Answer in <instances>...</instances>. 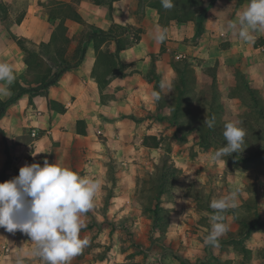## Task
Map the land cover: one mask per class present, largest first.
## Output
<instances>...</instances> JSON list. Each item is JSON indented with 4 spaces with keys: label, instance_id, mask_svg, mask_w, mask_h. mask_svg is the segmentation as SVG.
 Returning <instances> with one entry per match:
<instances>
[{
    "label": "crops",
    "instance_id": "crops-1",
    "mask_svg": "<svg viewBox=\"0 0 264 264\" xmlns=\"http://www.w3.org/2000/svg\"><path fill=\"white\" fill-rule=\"evenodd\" d=\"M0 1L6 6L5 12L0 13V42L8 40L0 45V60H7L16 70L10 94L0 97L3 101L9 100L19 89L36 85L27 81L31 74L25 53L12 36L37 45L50 43L47 48L41 47L48 52L42 56L52 70L57 71L55 58L59 56L52 35L61 22V14L55 10V5L70 3L82 18L68 17L63 22L70 41L61 57L73 64V68L66 70L46 89L22 93L5 112L0 111V182L18 176L25 164H42L47 157L50 162L57 161L82 175L87 173L99 179L101 188L94 205L107 197V188L112 182L111 205L120 217L124 213V201L137 184V175L153 168L148 150H160L162 139L175 132L173 111L168 110L170 106L165 101L159 110V101L152 95L155 82L146 78L149 74L154 72L160 77V83L166 79L172 86L179 76L174 65L179 53L196 63L193 67L200 85L205 80L204 69L215 66L218 91L226 100L227 112L233 115L239 113L243 102L239 76L245 78L247 91L264 93V34H256L254 42L246 44L238 36L222 31V25L235 18L248 0H214L205 10L211 14L202 16L199 9L191 19L181 22L170 18L168 10L162 17L163 23L158 8L150 5L151 1L157 0H115L111 3L109 0L102 3L94 0H28L23 6L15 5L14 0ZM112 25L131 26L123 35L126 40L132 39L130 32L141 29L140 41L127 45L114 56L115 39H108L98 48L88 39L94 28L108 30ZM156 25L168 29L167 40L160 44L151 38ZM79 46L85 48V52L76 63L81 56ZM120 64L124 65L121 71L118 70ZM170 89H162L165 96ZM33 132H36L35 136ZM147 136L157 137L159 147H145L143 140ZM190 136L199 139L196 133ZM202 148L198 143L194 150L198 152L197 157H190L183 151L173 153L176 165L182 172L184 170L180 180L194 175L195 167L207 153ZM35 152L40 153L33 155ZM211 154L207 153L209 157ZM179 159H187L183 162L186 166L180 164ZM216 163V171L224 174L225 160ZM113 165H116L115 170ZM112 172L115 179L111 181ZM233 182L231 190L243 186ZM258 183L264 186V175ZM244 197L238 195V207L244 203ZM184 201H188L186 197ZM258 207L259 223L250 235L237 239L231 234L242 226L236 208L230 209L226 213L229 229L215 246L204 243L211 227L209 216L212 212H206L209 224L197 222V228L178 216L166 232L164 248H156L157 255L164 256L166 264H181L173 256L175 251L191 264H204L218 253L221 264H264V197L259 200ZM93 212L91 209L89 214ZM97 214L104 216V212ZM195 216L203 217V214L198 212ZM193 229L198 233L191 231ZM34 247L27 234L0 228V264H16L17 254L21 252L27 253L25 264H45L33 254ZM243 248L247 250L245 260ZM89 250L86 246L85 253L79 259L75 256L70 264H113L106 256L90 257ZM158 260L160 258L153 260V264H158Z\"/></svg>",
    "mask_w": 264,
    "mask_h": 264
},
{
    "label": "rangeland",
    "instance_id": "rangeland-1",
    "mask_svg": "<svg viewBox=\"0 0 264 264\" xmlns=\"http://www.w3.org/2000/svg\"><path fill=\"white\" fill-rule=\"evenodd\" d=\"M28 0H14V4L23 6ZM13 6V4H10ZM181 6L180 4L177 5ZM171 12V11H169ZM211 14L210 11L205 12ZM204 13V14H205ZM7 39L1 40L2 43H7ZM179 60V59H177ZM176 60V61H177ZM190 62L191 68L185 70L186 74L190 78V84L185 91L184 104L182 109L188 106L190 109L185 114L179 113L177 122H181L182 126H178L173 122L175 132L172 135L162 139V145L160 150H148V157L152 161V167L147 169L142 174L137 175V184L131 190L128 200L124 201L123 215L113 212L116 210L111 205V199L113 197L114 185L107 188V197L100 203L94 205L93 214L86 213L83 216L85 227L81 230L80 236L82 238H88L89 253L90 257L106 256L109 261H113V264H153V260L160 258L158 264L164 263V256H158L156 248H164L166 244V232L169 226L173 224V221L180 219L193 224V227L197 228V222L200 224L207 223L206 212L210 211L213 213V209L210 207L212 199L225 194L224 191L229 192L231 190V183L241 187L242 197L244 202L250 203L249 207H238L237 210L240 217L253 218L254 211L259 210L258 202L264 197V191L261 188L264 186L259 184L258 181L264 175V93L255 92L254 96L251 92L246 90V80L243 76H239L238 82L241 88V96L243 98L242 105L240 106L239 113L233 115L227 112L225 106V99L223 94L218 91V84H215L216 95L212 94V88L209 86L204 87L203 90L199 89L204 85V82L200 85L199 83H191V76L193 77L196 69L195 62L189 61L188 58L182 59ZM175 61V62H176ZM201 65V63H199ZM179 77V76H178ZM177 77L176 81H179ZM199 82V81H198ZM259 84V83H257ZM177 89L172 84L169 92L166 93V102L172 111L176 107ZM256 95V96H255ZM201 97V98H200ZM200 98V99H199ZM255 98H258L256 101ZM199 99V100H198ZM203 99V101L201 100ZM206 100V103H205ZM211 104L213 106L211 107ZM201 106L200 113L203 116V120L197 119L194 121V114L196 107ZM211 110V114H209ZM231 111V109H229ZM163 114V113H161ZM206 116L215 117V132L209 134V128L204 125ZM176 121V118H174ZM228 120H240L242 121V127L246 130L244 143L241 151L232 153L228 157L222 158L225 160L226 172L219 174L217 170L216 161H211L207 153H214L218 148L224 146L226 141L223 137L224 123ZM194 125L201 126L203 134L207 139L208 136H215L217 141H210L211 143L205 148H202L203 152H207L203 159L199 161V165L195 167L193 176H186L184 180H180L182 169L176 165L175 159L172 157L174 152H187L190 157H197L198 152L194 151L197 148V144H200L201 135L196 130L190 129ZM192 131V132H191ZM198 134L199 139L191 134ZM215 133V134H214ZM237 155V157H236ZM169 158L166 160L165 157ZM180 164L186 166L183 162L187 159H179ZM210 161V162H209ZM167 162L168 165H173L181 170L178 177V185L171 195H165L163 197L162 205L167 208V211L163 214L164 218V230L160 229L153 230V221L150 220V212L145 210L143 204H155V200H152L157 191L151 182V176L149 171L162 168V165ZM208 162V163H207ZM116 165H113V170L116 169ZM157 172L155 173V175ZM110 179H115V174L112 172ZM184 197L188 201H184ZM246 199V200H245ZM144 202V203H143ZM109 213L107 214V212ZM97 212H104V216L97 214ZM200 212L203 217L195 216L196 213ZM121 213V212H120ZM211 213V214H212ZM162 229V230H161ZM240 230V229H239ZM198 233L197 230H191ZM246 232V228L242 230ZM205 234V233H204ZM201 236V235H199ZM159 246V247H158ZM92 249V250H91ZM168 249L174 251L171 247ZM83 251L77 255L78 259ZM176 252V251H175ZM178 253V252H176ZM179 254V253H178ZM245 252H243V259L246 258ZM260 254V253H258ZM174 256V254H173ZM219 253L217 256H211L208 261L204 264H221ZM175 258V256H174ZM176 259V258H175ZM216 260V262L214 261ZM178 261V259H176ZM213 260V261H212ZM245 260V259H244ZM244 263V261H241ZM109 264V263H108Z\"/></svg>",
    "mask_w": 264,
    "mask_h": 264
},
{
    "label": "clouds",
    "instance_id": "clouds-1",
    "mask_svg": "<svg viewBox=\"0 0 264 264\" xmlns=\"http://www.w3.org/2000/svg\"><path fill=\"white\" fill-rule=\"evenodd\" d=\"M165 9H172L174 0H161ZM222 31L239 37L240 41L253 43L256 34H264V0H248L246 7L236 13L235 18L222 25ZM168 29L156 25L151 38L158 44L167 40ZM15 67L7 60H0V97L10 94V86L16 79ZM162 79L160 88H170ZM153 97L160 98L159 92ZM215 117H207L204 125L212 128ZM223 137L226 144L211 154V161H218L232 153L241 151L246 135L240 120L224 123ZM40 152H35L36 155ZM101 188L99 179L90 174L50 162L25 164L18 176L0 182V228L9 232L17 230L27 234L35 247L34 255L45 264H70L89 245L88 238L80 236L85 227L83 216L94 207V200ZM240 188L212 199L213 213L209 216L210 230L204 243L215 246L229 225L226 213L238 207ZM27 253H18L16 264H25Z\"/></svg>",
    "mask_w": 264,
    "mask_h": 264
},
{
    "label": "trees",
    "instance_id": "trees-1",
    "mask_svg": "<svg viewBox=\"0 0 264 264\" xmlns=\"http://www.w3.org/2000/svg\"><path fill=\"white\" fill-rule=\"evenodd\" d=\"M96 3H102L105 0H94ZM115 0H109V2H113ZM214 2V0H174V7L172 9H165L163 8L161 4V0L157 1H151L150 5L153 7H157L159 14L161 15V23L162 17H164V13L166 11H171L170 12V18L176 19L177 21H186L191 19L193 17L194 13L198 11L199 9L202 10L200 14L203 16L205 13L206 8L211 5ZM181 5L178 6L177 5ZM55 5V3H54ZM194 7V9H192ZM203 7V8H202ZM55 10L61 14V22L59 26L53 31L52 35V42L54 43V49L56 50L57 55L59 58H55V61L57 62L56 65L58 66L57 71H53L51 65L47 63V61L44 59L42 56L44 54H48L47 51H44L41 47L47 48V46H50L49 44H41L37 45L32 41H29L25 38L17 37L16 35H13V39L16 41V43L21 47V49L25 53V61L28 65L29 73L31 74V77L27 78L28 83L31 85L35 83V86H28L26 88H22L17 90L14 95L7 101H3L0 99V111L1 113L5 112L7 107H9L11 104H13L19 95L25 92L33 91V92H38L41 89H46L50 85L54 84L60 77L61 75L66 71L71 68H73V64H70L68 62H65V60L61 57L64 55L68 45H69V39L65 35V26L63 25L64 19L68 17H72L77 20H81V16L77 13V11L74 9V7L70 3H61L58 4L57 6L55 5ZM6 10L5 4L0 1V13H4ZM200 10V11H201ZM163 15V16H162ZM169 19V18H168ZM131 26H117V25H112L110 29L104 30L101 28H94L88 35L89 40H93L95 42V46L98 48L100 47L105 41H107L110 38L115 39L116 42V51L114 56H117L118 53L124 49L127 45H132L136 44L140 41L141 38V29L134 30L131 33L132 39H125L123 38V35L128 31V28ZM79 49L81 51V56L78 60H76V63H79L83 57V54L85 52V48H82V46H79ZM61 57V58H60ZM75 63V64H76ZM113 65H115V61L112 59ZM175 68L179 73V81H176L177 79L174 80L173 84L177 89V94L175 95L176 98V107L173 110V116L176 118V121L174 120V123H176L179 127L182 126L181 122H177V118L179 116V113L185 114L184 112H187L190 108L186 106L184 109H182V105L184 104V98H185V91L188 88V85L190 84V78L186 74L185 70L187 68H191L192 65L190 62L184 61L182 59H179L175 62ZM124 65L120 64L118 70H122V67ZM194 76H191V83L195 84L198 83V79L196 77V74H193ZM204 75H205V80H204V85L199 89L203 90L204 87L209 86L212 88V94L216 95L215 92V84L217 82L216 79V67H207L204 69ZM148 81H154L155 82V92L160 93V98L158 99L159 101V110L160 107H164L163 101L166 102V96L163 92V90L160 88V77L152 72L149 74L147 77ZM14 88V87H13ZM16 90V89H15ZM251 92V91H250ZM251 94L254 96V93L251 92ZM256 96V95H255ZM201 98V97H200ZM199 98V99H200ZM198 99V100H199ZM256 101H258V98H255ZM203 101V99H201ZM52 100H49V103L52 104ZM161 102V103H160ZM204 102V101H203ZM206 103V100H205ZM168 104V103H167ZM213 104H211V107ZM214 107V106H213ZM200 108L201 106L196 107V112L194 114V121L197 119L203 120V116L200 113ZM213 112V111H212ZM211 110H209V114L212 113ZM212 116H210L211 118ZM82 123V121H79V124ZM190 129L196 130L197 132L200 133L201 135V141L200 145L205 148L207 145H209L211 142L210 141H217L216 137L213 136H208L207 139L205 137V134H203V130L201 126L199 125H194ZM209 134L211 132H215L214 126L212 128H209ZM215 134V133H214ZM160 140L155 137V136H147L143 140V145L145 147H150V148H157L159 147ZM237 157V155H236ZM169 157L166 156L165 159L167 160ZM157 174L155 175V173ZM181 170L173 165H168L167 162H165L162 165V168H156V170L149 171V176H151V182L153 183V186L156 188V192L154 196H152V200H155V204L152 205L150 204H143L145 210L149 211V218L153 221V230L154 229H162L164 230L165 225H164V218L163 214L167 211V208L162 205L163 202V197L165 195H171L175 188L178 185V177L180 175ZM144 203V202H143ZM250 203L245 201L242 204L243 207H249ZM239 208L235 209V212H237ZM260 214L259 210L254 211V217L253 218H245V217H240L237 218L238 221L241 223V228L240 230H237L235 233H232L231 235L233 236L234 239H237V237H246L251 234L252 230L256 227V225L259 223L258 220L260 219ZM246 228V232H242V230ZM161 229V230H162ZM231 236V238H232ZM220 241V239H219ZM244 252H247L245 248H243ZM174 256L176 259L181 264H191L189 260L181 256L180 254L173 252Z\"/></svg>",
    "mask_w": 264,
    "mask_h": 264
},
{
    "label": "built area",
    "instance_id": "built-area-1",
    "mask_svg": "<svg viewBox=\"0 0 264 264\" xmlns=\"http://www.w3.org/2000/svg\"><path fill=\"white\" fill-rule=\"evenodd\" d=\"M176 58L177 59H185L186 56L183 53H179V54L176 55ZM32 134H33V136H35L36 132H33Z\"/></svg>",
    "mask_w": 264,
    "mask_h": 264
}]
</instances>
